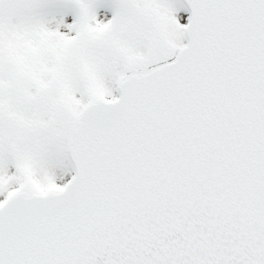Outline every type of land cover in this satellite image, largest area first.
Returning a JSON list of instances; mask_svg holds the SVG:
<instances>
[{
  "label": "snow or ice",
  "instance_id": "snow-or-ice-1",
  "mask_svg": "<svg viewBox=\"0 0 264 264\" xmlns=\"http://www.w3.org/2000/svg\"><path fill=\"white\" fill-rule=\"evenodd\" d=\"M0 264H264V0H0Z\"/></svg>",
  "mask_w": 264,
  "mask_h": 264
}]
</instances>
